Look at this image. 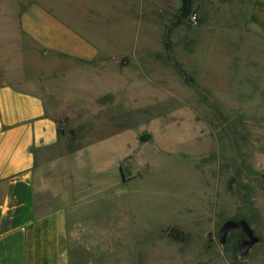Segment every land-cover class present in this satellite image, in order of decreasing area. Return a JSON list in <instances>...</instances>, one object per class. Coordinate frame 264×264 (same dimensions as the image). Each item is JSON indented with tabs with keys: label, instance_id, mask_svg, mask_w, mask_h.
<instances>
[{
	"label": "rangeland",
	"instance_id": "obj_1",
	"mask_svg": "<svg viewBox=\"0 0 264 264\" xmlns=\"http://www.w3.org/2000/svg\"><path fill=\"white\" fill-rule=\"evenodd\" d=\"M250 1L189 0L182 15V0H49L103 48L83 61L24 54L32 78L18 83L62 129L71 167L44 174L77 202L70 264H264V39L248 24ZM109 157L119 158L112 186L74 180ZM37 200L57 203L50 190ZM242 217L260 238L245 256L241 230L225 244L217 235Z\"/></svg>",
	"mask_w": 264,
	"mask_h": 264
},
{
	"label": "crops",
	"instance_id": "obj_2",
	"mask_svg": "<svg viewBox=\"0 0 264 264\" xmlns=\"http://www.w3.org/2000/svg\"><path fill=\"white\" fill-rule=\"evenodd\" d=\"M247 19L264 39V0L250 1ZM83 37L75 25L54 16L49 0H0V264H70L68 214L77 202L44 174L47 166L64 160L63 135L44 97L18 83L32 78L31 67L22 65L29 52L36 58L50 53L82 61L101 57L103 48ZM84 152L77 149L73 158ZM91 165L94 174L74 171V180L112 186L119 158ZM43 190L56 196V205L39 208Z\"/></svg>",
	"mask_w": 264,
	"mask_h": 264
},
{
	"label": "water",
	"instance_id": "obj_3",
	"mask_svg": "<svg viewBox=\"0 0 264 264\" xmlns=\"http://www.w3.org/2000/svg\"><path fill=\"white\" fill-rule=\"evenodd\" d=\"M230 187V184L228 185ZM239 229L242 231L244 238L241 240L238 252L239 255L245 256L248 254L249 250L253 247L255 243L259 241V236L254 233L250 223L245 218L239 219H226L218 229L217 235L219 242L225 244L227 241V235L229 231Z\"/></svg>",
	"mask_w": 264,
	"mask_h": 264
},
{
	"label": "trees",
	"instance_id": "obj_4",
	"mask_svg": "<svg viewBox=\"0 0 264 264\" xmlns=\"http://www.w3.org/2000/svg\"><path fill=\"white\" fill-rule=\"evenodd\" d=\"M189 12H190L189 0H182V6L179 10V13L182 15H187ZM59 131H60V133H62V129L59 128ZM242 218H244V217H242Z\"/></svg>",
	"mask_w": 264,
	"mask_h": 264
},
{
	"label": "flooded vegetation",
	"instance_id": "obj_5",
	"mask_svg": "<svg viewBox=\"0 0 264 264\" xmlns=\"http://www.w3.org/2000/svg\"><path fill=\"white\" fill-rule=\"evenodd\" d=\"M243 238H244V236H243ZM243 238H242V239H243ZM242 239H241V240H242ZM240 242H241V241H240ZM239 244H240V243H239Z\"/></svg>",
	"mask_w": 264,
	"mask_h": 264
}]
</instances>
